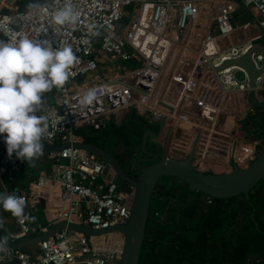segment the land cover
<instances>
[{
  "label": "built area",
  "instance_id": "2783aa9c",
  "mask_svg": "<svg viewBox=\"0 0 264 264\" xmlns=\"http://www.w3.org/2000/svg\"><path fill=\"white\" fill-rule=\"evenodd\" d=\"M66 3L78 19L56 24L54 15ZM241 9L254 12V20L236 23ZM22 36L48 40L54 49L70 47L76 57L65 84L43 94V109L37 113L45 118L41 141L65 147L42 149L40 157L51 161V173L41 175L29 191L38 197L49 184H58V202L64 206L60 222L100 230L126 226L131 219L134 189L121 188L108 164L77 147L83 142L78 129L102 131L113 117L123 115V120L133 111L157 129L164 123L159 149L165 145L167 157L185 160L196 144L194 163L207 173L227 172L232 164L243 168L264 147V139L248 135L247 124L259 110L248 103L245 72L216 71L253 44L264 45V0H46L32 10L23 8L21 0H0V40L16 43ZM253 59L263 68L262 53ZM102 69L107 71L103 77ZM236 72L244 75L243 82ZM256 86L264 102V74ZM89 89H95L97 99L81 106ZM240 146L244 153L237 155ZM200 160L209 163L205 169ZM216 163H222L221 170ZM22 166L15 155L8 157L2 143L0 181L13 182ZM21 198L29 204L27 195ZM48 228L32 223L28 207L8 238L17 243ZM38 246L37 254L4 244L0 264H120L123 239L65 230Z\"/></svg>",
  "mask_w": 264,
  "mask_h": 264
},
{
  "label": "water",
  "instance_id": "95a60500",
  "mask_svg": "<svg viewBox=\"0 0 264 264\" xmlns=\"http://www.w3.org/2000/svg\"><path fill=\"white\" fill-rule=\"evenodd\" d=\"M257 53H262L264 56V45L262 43L257 42L240 57L225 61L220 67L216 68V71L221 72L228 68H240L245 72L248 86L251 90L248 96V103L251 107L263 111L251 122L252 127H254L253 137L264 139V102L260 100L256 92V79L264 74V62L263 68L256 66L253 55ZM78 80L81 81V78ZM254 122H257L258 126H254ZM163 125L164 123L161 122L157 131L147 127L143 129L141 138L143 156L136 160V172L133 175L121 166L119 160L113 157L106 147H100L98 144L91 143L86 139H83V142L77 145L78 148L99 157L114 170L120 183L134 189L131 219L126 226H115L98 230L73 222H60L49 227L46 232L39 236L27 238L17 243H12L0 228V237L6 238L7 241L5 245L15 250L35 247V253L38 254L40 253L38 245L41 242L53 238L56 234L65 230L88 237L119 234L123 239L120 264H140L148 222L152 219V201L156 194L157 186L164 178H175L178 182L185 183L191 190L204 195L210 200L235 199L236 202L252 205L251 191L260 183H264V147L259 150L255 159L243 168L232 164L231 169L227 172L207 173L197 168L194 163L196 144L185 160L167 157L165 155V145L159 149V133ZM41 143L45 150H62L65 147H53L43 141ZM149 143L156 145V150L148 151L146 148ZM183 264H189V262L183 260Z\"/></svg>",
  "mask_w": 264,
  "mask_h": 264
},
{
  "label": "trees",
  "instance_id": "16d2710c",
  "mask_svg": "<svg viewBox=\"0 0 264 264\" xmlns=\"http://www.w3.org/2000/svg\"><path fill=\"white\" fill-rule=\"evenodd\" d=\"M44 1L46 0H38V3L41 4ZM30 2L35 3L37 0H21V6L27 8ZM50 100H52V97L49 98V101ZM145 127L152 128L144 118L132 111L126 116L125 120L122 121L121 125H117L116 121L112 119L107 128L102 131H95L90 127H84L78 129L76 133L91 143L101 142V144H106L108 140H110V142H112L110 143L112 149L116 146L118 148L120 143L123 142L127 148L124 149L122 153L125 152L126 154L128 152L133 153L135 148L139 146L138 143L142 140V131ZM157 130L156 128L155 131ZM132 134L138 137V142H134V140L131 139ZM125 163L127 166L130 164L128 161ZM171 184L180 189L181 192L175 193L176 190H173L170 191V193L167 190V185ZM262 188H264V183H260L256 186L250 194L251 203L253 204L252 208L257 209L255 214L256 219L261 216L264 207V205H262L264 204V198H259ZM190 194H195L197 200L189 203V199L187 198ZM262 195L264 197V193H262ZM202 197L203 200L205 199V203L207 199H209L191 190L185 183L178 182L175 178H164L161 180L152 201V219L148 222L146 240L142 249L140 264H183V260H187L190 264H224L226 262V233L224 230L232 222V212L229 207L235 203L236 200H211V204L205 206L203 205L202 199H200ZM166 201H174V203L176 202L181 206L183 216L179 215L178 211L179 217L173 220V223H166L162 220V215L167 208L165 204ZM243 204L246 205V207L248 206V209L251 208L249 203ZM246 219H251V211H249ZM192 220L195 222L193 223ZM183 221L185 224L177 223H183ZM180 226L188 232L186 233L189 235L188 240L182 238L184 232H180ZM196 230L198 238L195 237L193 239L194 235H197ZM262 230H251L247 235H243L242 239L245 245L243 244V247H237L233 250L234 263L247 264L248 254H259V256H264V232ZM216 240L224 246L222 253L225 257L222 260H218L216 256L211 253L210 243ZM207 256H209L208 260H206Z\"/></svg>",
  "mask_w": 264,
  "mask_h": 264
},
{
  "label": "clouds",
  "instance_id": "9594fccd",
  "mask_svg": "<svg viewBox=\"0 0 264 264\" xmlns=\"http://www.w3.org/2000/svg\"><path fill=\"white\" fill-rule=\"evenodd\" d=\"M38 7V0L27 5L30 10ZM77 19L71 3L54 15L59 25L75 24ZM75 60L70 47L54 49L48 40L28 36L16 43L0 40V141L6 145L9 158L15 155L21 162L32 164L42 154L45 118L37 113L43 109V94L65 84ZM96 99L95 89H89L79 103L88 106ZM0 208L22 218L25 201L14 194L0 193ZM6 243V238L0 237V247Z\"/></svg>",
  "mask_w": 264,
  "mask_h": 264
},
{
  "label": "crops",
  "instance_id": "0c3cea01",
  "mask_svg": "<svg viewBox=\"0 0 264 264\" xmlns=\"http://www.w3.org/2000/svg\"><path fill=\"white\" fill-rule=\"evenodd\" d=\"M256 17V14L252 11L247 10H239L234 16L236 23H245L251 22ZM263 111H259L262 113ZM241 118V117H239ZM255 118L253 119V121ZM247 129L249 133L253 135L254 127L252 125L247 124ZM254 126H258L257 122H254ZM263 130H264V119H263ZM3 142L0 141V146ZM45 150V149H43ZM242 150L239 149L237 155L241 154ZM222 164V163H216ZM51 161L46 157H38L36 158L32 164L23 163L22 168L19 172L15 173L14 181L9 183L6 179L0 181V193L5 194H14L18 197L22 195H27L29 197V204H25V208H28L32 212V223L34 225H43L45 227H51L55 224H58L61 221V212L64 210V206H62L58 202V197L60 193V186L58 184H49L45 189L41 190L39 196L36 197L34 194H31L30 188L34 181H36L41 175H49L51 173ZM261 194H259V198L263 199L262 193H264V188H262ZM192 199H189V203L197 200V196L195 194H190ZM203 201V205L207 206V202L205 203V199L203 197L200 198ZM188 203V204H189ZM201 204V203H200ZM264 205V204H262ZM202 206V204H201ZM251 208L248 209V206L243 204V202H235L229 208H231V224L226 228L225 240H226V257L223 256L224 246L219 241H211V253L215 255L218 260H222L225 257L224 264H236L233 262V250L237 247H243L245 242L243 243V235H247L251 230H259L264 229V207L262 210L261 216L256 219L255 214L257 209H253V204L250 205ZM169 206H167L164 214L169 215V211H171ZM249 211H251V219H246ZM162 215V216H163ZM179 217L176 216V219ZM0 228L4 235L8 238L9 233L15 232L17 230V217L13 216L10 212L3 210L0 208ZM264 232V230H262ZM36 237V236H34ZM29 238H32L29 237ZM28 253L35 252V247H27L25 249ZM230 254V256H229ZM247 264H264V256H259V254H248L247 255Z\"/></svg>",
  "mask_w": 264,
  "mask_h": 264
},
{
  "label": "rangeland",
  "instance_id": "374dc122",
  "mask_svg": "<svg viewBox=\"0 0 264 264\" xmlns=\"http://www.w3.org/2000/svg\"><path fill=\"white\" fill-rule=\"evenodd\" d=\"M103 67H106V65L103 66ZM132 68H134V67H132ZM104 74H107V71L104 70V69H102V70L100 71V76L103 77ZM235 78H236L239 82H243V81L245 80L244 75H243L242 73H240V72H236V74H235ZM84 79H86V78H84ZM118 117H121V118H120V122H121V123H122L123 120H125V118L122 120L123 115H119ZM118 117L115 116V117L112 118V119H114V121H116V124L118 123V122H117ZM120 125H121V124H120ZM151 127H152L154 130L156 129V126L151 125ZM248 135H250L249 132H248ZM131 139L134 140V142H138V137H137L136 135H133V134H132V135H131ZM150 147H151L152 149H153V148L155 149V148H156V145L151 144ZM126 148H127V146L124 145L123 142H121L120 145H119V152L122 153V152L124 151V149H126ZM137 151H138V150H136V152H137ZM167 190H168L169 192H170V191H173V190H176L175 193H180V192H181L180 189L174 187L172 184H171V185H167ZM170 193H171V192H170ZM169 195H170V194H169ZM192 198H194V197H191V195H189L187 199H192ZM172 200H174V199H172ZM165 204H166L167 206H169V207H170L171 209H173V210L169 211V215L166 213V214H164V215L162 216V220H163L164 222H166V223H171V222H172V223H173V222H174L173 220H176V216H178V213H177L178 211H179V215L183 216V215H182V211H181V206H180V204H178V203H176V202L174 203V201H170V202L166 201ZM190 222H191V221H190ZM192 222L194 223L195 221L192 220ZM177 223L185 224L184 221H183V223H182V222H177ZM195 225H197V224H195ZM179 229H180V232H181V233L184 232L182 238H183L184 240H188V239H189V235L186 234V233H188V232L186 231V229L181 228V226L179 227ZM224 231H225V233H226V229H225ZM196 233H197V230H196ZM223 234H224V233H223ZM192 237H193V236H192ZM195 237L198 238V233H197V235H194L193 239H194ZM251 240H253V239H251ZM212 243H213V241H212ZM208 259H209V256H207L206 260H208Z\"/></svg>",
  "mask_w": 264,
  "mask_h": 264
},
{
  "label": "flooded vegetation",
  "instance_id": "af4514ba",
  "mask_svg": "<svg viewBox=\"0 0 264 264\" xmlns=\"http://www.w3.org/2000/svg\"><path fill=\"white\" fill-rule=\"evenodd\" d=\"M110 143H112V142H110V140H108V142L106 144H101V142H98L96 144H98V146H100V147H106L107 151L111 155H113V157H115L116 159L119 160L121 166L128 173H130L131 175L135 174V172H136L135 171V169H136V167H135L136 160H138L140 157L143 156L142 145H141L142 143L141 142L138 143L139 146L137 148H135V150L133 151V153H129L128 152L130 155L128 153L125 154V152L124 153H120L119 152V147L117 148V146L114 149H112V145ZM150 145H151L150 143L147 145V148L146 149L148 151L152 152V151L156 150V148L155 149L154 148L152 149L150 147ZM136 150H138V151L136 152ZM129 158H130V160H129ZM127 161H128V163H130L129 166H127V164L125 163ZM116 181H117V177H116ZM118 184L123 189H129L130 188V186L120 183L119 180H118Z\"/></svg>",
  "mask_w": 264,
  "mask_h": 264
},
{
  "label": "bare ground",
  "instance_id": "6f19581e",
  "mask_svg": "<svg viewBox=\"0 0 264 264\" xmlns=\"http://www.w3.org/2000/svg\"><path fill=\"white\" fill-rule=\"evenodd\" d=\"M188 58H192V57H188ZM243 115H244V113H242L241 116H239V117H243ZM161 140H162V139H161ZM179 147H181V146H179ZM239 149L242 150L241 153H244V151H243V147L240 146V147L238 148V151H239ZM249 149H250V148H249ZM238 151H237V152H238ZM187 152H188V150H187ZM247 152H248V151H247ZM247 152L245 153V155H248V154H249V152H248V153H247ZM198 163L200 164V168H201V169H205L206 166H207V164H209L208 162L201 161V160H200ZM214 166L217 168V170H221V169H222V164H214ZM115 235H117V234H115Z\"/></svg>",
  "mask_w": 264,
  "mask_h": 264
}]
</instances>
